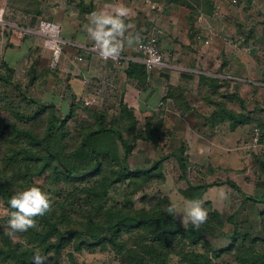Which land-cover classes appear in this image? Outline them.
Masks as SVG:
<instances>
[{"label":"rangeland","instance_id":"rangeland-1","mask_svg":"<svg viewBox=\"0 0 264 264\" xmlns=\"http://www.w3.org/2000/svg\"><path fill=\"white\" fill-rule=\"evenodd\" d=\"M223 6L222 18L216 20L215 23L223 25L226 31L228 29L233 31V34L227 35V37L230 42H236L237 40L236 43L239 47L237 56L243 62L248 59L250 67H247V70L242 68V70L234 71V66H231L223 70L220 60L218 62L211 61L207 63L205 61L201 63L199 59L197 65L195 64L196 60L193 59V66L197 69L202 67L216 74V76L208 77L228 81V85L220 87L206 82L204 84L198 83V94L196 96L198 103L194 106L198 114L209 115L203 116L204 122L215 110V103H222L226 109L235 114L242 113L248 118L247 123L235 128L233 135L229 134L232 131L229 128V123L224 122L221 127H225L223 130L227 137L214 140L226 150V154L223 156V160L226 161L225 166L223 168L207 167L208 162H206L205 156L192 151L191 163L188 162L185 179L182 177L181 180L171 181L170 184H165L163 187L161 186L164 182V178L161 180V167L159 172H155L153 178L146 182L141 190L133 191L132 188L136 184L132 180L125 181L122 184H114L107 189L106 197L102 202L104 208L114 209L115 212H123L122 208H126L128 211L143 209L150 210L152 216L156 217L159 211H152V209L157 207L158 204H162V199L166 198L175 211H182L186 203L180 195L187 190V186L215 183V186H211L212 188L207 190L209 192L206 196L204 195L205 188L192 191L195 198H201V203L208 213L206 222L198 228L195 227L198 229L197 234L200 235L199 243L191 246L190 240L186 236L166 239L168 242L163 241L156 231L157 224L141 226L135 224L131 228L128 226L122 229V233L117 238L119 244L117 248L107 245L105 248L98 247L95 251H90L86 247L76 251L74 245L68 244L58 257L55 258L53 253L43 257V250L37 242L33 241V235L30 232L31 230H37L36 227L39 228V226L44 225L41 216L34 217V227L26 232H18L13 236H9L6 228V221L9 218L8 204L0 199V246H3V239L6 236L11 242V246L17 244L22 249L33 248L34 252L39 255V264H69L70 255L78 264H186L182 259L184 250L207 254L210 260L209 264H264V203L246 200L243 195L226 184L231 181L247 196L264 198V0H239L236 7ZM6 28V25L0 26V51L5 44L2 43L4 37L1 34L8 30ZM184 29L179 27L175 29L176 31L168 32V29L164 28L163 42H159L156 35L163 62L174 63L171 58L182 52L183 43L181 42L185 39ZM246 39L247 42H244ZM161 43L164 44V48H161ZM192 45L195 52L204 53V50H206L205 48L195 49L194 44ZM249 48H251L250 51ZM47 64L50 63L44 65ZM50 69L54 71L52 67ZM24 70L25 68L22 71L18 70V74L15 77L13 76L11 81L16 85H20L22 87L21 91L30 97L33 91L29 90L28 92V89H26L29 87L25 86L23 81L24 76L22 74H24ZM163 71L155 70L158 73ZM0 74H3L1 65ZM228 76H236L237 80H230L227 78ZM5 77L11 78L9 73L5 74ZM49 80L52 84L56 81L51 76ZM248 80L252 82L250 83ZM13 86L0 81V181L7 184L14 194L33 186L46 192L50 199V209L53 211V223H56L61 216L69 218V222L67 220L57 225L60 232H65L69 228L85 231L82 227L72 226L71 223L74 221L85 223V218L89 213L98 211L97 205L90 207L86 196L82 192L83 188L92 187L93 182H95L94 179L82 180L81 182L57 179L56 176H58L61 169L54 163L38 177H29L23 171L24 165L27 163L26 157L24 154L16 155V148L24 147L40 155L38 140L44 136L45 132L52 129L46 141L48 147L66 165L80 173L89 164L88 158L84 157L83 154H78L79 156L76 154L79 152L81 137L86 129L97 127L101 123L107 126L115 125L117 128L119 127L123 136L129 141L134 150H131L128 156L130 168L150 167L152 162L169 153H177L185 158L183 152L188 151V146L192 147L190 140L188 145L182 143L184 150L181 148L177 151L174 150V152L170 149L178 141L173 140L170 136L160 138L161 133L158 136L145 134L146 138L144 140L133 141L130 135L133 127L132 121L130 118L124 117L121 122L119 119L122 112L118 107L105 111L106 118L104 120L94 116V114L102 112L97 109L98 107L93 104L85 105L84 101L83 104H78L72 109L71 116H69L70 111L63 114L57 109H55L56 112L53 115L50 111L39 112V107L28 104ZM34 94L41 97L38 90L37 92L34 91ZM176 100L181 106H191L185 102L182 95H177ZM66 117H69L68 120L61 124L60 121ZM147 118H152V123L155 124L160 120V112H137L138 129H144L145 119ZM55 126H58L57 129H54ZM255 128H259L261 131L260 140L257 144L252 142V132ZM203 141L205 142V140ZM204 145H208V143L206 142ZM206 148L207 146H204L205 153L208 150ZM120 155L122 156L121 150ZM212 157L220 158L218 154H211ZM208 158H210V155H208ZM41 162V159L37 162L40 167L42 166ZM28 163H32V160H28ZM171 164L169 163V165ZM104 166L106 168H103V177L112 176L115 171L110 169L111 163L107 162ZM210 169L211 172H209ZM55 173H57L56 176ZM161 187H163L162 190H160ZM167 193H170V199L165 195ZM161 206L164 209L166 208V204ZM127 210L123 213H127ZM175 211L172 215L182 227L191 225L187 223L183 226L182 213L175 216ZM158 224L171 225L170 221L165 218H162ZM65 226H68V228H65ZM199 235L197 236L199 237ZM181 237L183 243L178 246ZM230 238H234L235 241L232 242ZM230 246H232V249L225 252ZM0 264L13 263L11 260L4 261L1 253Z\"/></svg>","mask_w":264,"mask_h":264},{"label":"crops","instance_id":"crops-1","mask_svg":"<svg viewBox=\"0 0 264 264\" xmlns=\"http://www.w3.org/2000/svg\"><path fill=\"white\" fill-rule=\"evenodd\" d=\"M180 1L182 0H1L8 30L1 34L4 37L2 43L5 44L0 51V65L11 79L18 74V70L25 68L22 76L25 86L29 87L26 88L28 92L33 91L30 98L42 104H52L63 114L90 99H96L93 105L102 112L121 105L136 115L137 112L159 111L162 122L160 138L170 136L178 141L170 150H184L182 143L188 145L191 140L192 147L188 146V151L183 152L189 163L194 151L205 156L207 167L223 168L226 150L214 140L227 137L223 130L225 127H221L224 123L210 125L204 122L203 116L209 115L198 114L194 106L198 103L196 96L199 75L216 74L202 67L197 69L193 66V59L196 60V65L198 59L201 63L220 60L223 70L234 66V71L242 68L247 70L250 61L245 59L246 62H243L237 56V40L230 42L227 37L233 31H226L223 25L215 23L222 18L223 5L234 6L221 0H199L198 7L190 9ZM186 2L196 6L189 0ZM121 5L128 12L121 18L125 30L117 37L120 62L116 64L90 52L89 48L96 45V42L90 37L88 29L92 26V14L115 15L114 9ZM42 19L54 21L60 26V39L64 42L61 46L56 47L51 40L36 32V24ZM179 27L185 28V39L181 42L182 52L171 58L174 63L163 62L164 66L158 69H164L162 73L155 70L148 72L145 69L146 76L137 77L136 67L144 65L136 51V42L156 35L159 42H163L164 28L171 32ZM192 44L195 49L206 50L204 53L195 52ZM161 48H164L162 43ZM45 62L50 64L45 66ZM131 65L134 69H131L129 75ZM50 76L56 79L54 84L50 83ZM227 78L237 80L236 76ZM169 87L182 94L185 102L191 105L189 110H181L176 99L168 94ZM37 90L41 97L34 94ZM234 133L235 129L229 132L231 135ZM206 142L208 145H204ZM204 146L208 148L207 155ZM170 154H166L168 157L161 166V180L164 178L161 186L182 178L178 164ZM211 154H218L220 158H211ZM209 188L212 187L205 188V196ZM182 194L181 199L187 203L189 200ZM165 195L171 198L170 193Z\"/></svg>","mask_w":264,"mask_h":264},{"label":"trees","instance_id":"trees-1","mask_svg":"<svg viewBox=\"0 0 264 264\" xmlns=\"http://www.w3.org/2000/svg\"><path fill=\"white\" fill-rule=\"evenodd\" d=\"M189 1L196 6H192L189 2H186V0H182L180 1V3H182V5H184L186 8L190 9H196L198 7L197 4L199 3V0ZM244 42H247V39ZM131 69H134L133 65L130 66V69L128 71L129 75H131ZM136 72L138 74L136 76L139 78H144L146 76L145 67L143 66L136 67ZM5 74H7V72L3 70V74H0V81L14 85L13 87L18 91V93L28 104L38 106L40 109L39 112L50 111L52 115L56 112V108L52 104H42L41 102L30 98L27 94L21 91V87L19 85H16L11 81L10 77H5ZM198 78L200 84H204L206 82L210 83L211 85H215L216 87L228 85V81L226 79L220 80L218 78L208 77L204 75H199ZM168 94H170L171 97H174V99H176L177 95H182L177 90L170 87L168 88ZM214 106L215 110H213V113L209 118L205 119V121L211 125L228 122L229 128L231 130H234L236 127L248 122V118L244 114H235L234 112L226 109V107L222 103H215ZM180 107L183 112L189 110V107L181 105ZM72 109L73 107L70 108L69 116H71L72 114ZM119 109L122 112V114L120 115L123 116L124 113V116H121V118L119 119L121 122L123 121L124 117L130 118L132 121L133 127L130 131V135L133 141L142 139L144 140L146 138L145 134H155L158 136L159 133H161L162 122L160 120L153 124L152 118L145 119L144 129L141 130L137 128L138 122L134 117L132 110L123 105H121ZM94 116L101 118V120H104L106 118V112L94 114ZM68 118L66 117L64 120H61V124H64V122L67 121ZM57 127L55 126L54 129H57ZM51 132L52 129L45 132L44 136L38 140L37 144H39L40 146V155H38L37 152L30 151L24 147L20 149L16 148V155L24 154L26 157L25 159L27 163L24 165V173L29 177H38L41 173L47 170L50 165L54 163L57 164V166L61 169L58 173V176H56L57 173H55L57 179L61 178L70 182H81L82 180L85 181L94 179L95 182H93L92 187H85L83 188L82 192L86 196L90 207H94L97 205L98 211L89 213L85 218V223L78 221H74L73 223H71L72 226L82 227L83 229H85V231H81L80 229L75 228H69V230L65 232H60L57 225H60L62 224V222L67 220L69 222V218L61 216L58 218L56 223H53V211L49 208L48 212L41 216L44 221V225L42 227L39 226V228L36 227L37 230L30 231L33 235V241L37 242L40 248L43 250V257H46V255L52 253L54 254L55 258L58 257L61 251L68 244L74 245L76 251H80L81 249H83V247H86L90 251H95L96 248H105L107 245H110L113 248H117L119 246V244L117 243V238L122 233V229L128 226L131 228L135 224H137L138 226L145 224H157L158 226H156V231L158 232L159 236L162 237L161 240L163 241L170 240L171 238L177 236H186L189 238L191 246H195L199 243L200 235L197 234L198 229H196L192 225L182 227L172 214L169 215L167 213L168 208H172V206L166 198L161 200L163 202L162 204H166L165 209L163 208V206H161L162 204L158 203V206L152 209V211H159V214L156 217L152 216L151 212H149L150 210L146 211L140 209L137 211H128L126 208H122L123 212L125 210L128 211L127 213H123L120 211L115 212L114 209L104 208L102 206V202L106 197L107 189L114 184H122L125 181L132 180V182L136 184V186L132 188L133 191L137 192L141 190L142 187H144L143 185L153 178V176L155 175L154 173L159 172L163 161H165L168 156H164L152 162L151 166L147 168H130L128 164V156L131 153L132 146L129 144V141L125 138V136H123L119 127L117 128L115 125L107 126L106 124L101 123L98 124L97 127L86 129L81 137V142L78 148L79 152L76 154H83L84 157L88 158L89 164L82 172L78 173L76 169L66 165L63 160L48 147L46 141L49 138ZM120 150L122 152V156L120 155ZM170 155L175 158L181 171L182 177L185 178L187 167L189 165L187 159L177 153H173ZM40 159L42 160L41 167L38 166L39 164H37ZM28 160H32V163H28ZM107 162L109 164L111 163L110 169H114L113 171L115 172L112 173V176L103 177L102 171L104 170L103 168H106L104 164H106ZM209 172H211V169L209 170ZM226 184H228L231 189L243 195L246 200H251L255 203H264V198H252L247 196L246 194L242 193L241 189L233 182L229 181ZM215 185V183L189 185L188 189L183 192V195L188 200H198L201 202V198H195L192 191ZM12 195H14V193L9 189L7 184L0 181V199H3L7 203L8 199ZM162 218L169 220L171 225L166 224L163 226L162 224H158V222H160ZM65 228H68V226H65ZM197 235H199V237ZM182 237L179 239L178 246H181V244L183 243ZM231 239L232 238H230V240ZM233 241H235L234 238L232 239V242ZM231 247L232 246L227 248L225 252L230 251L232 249ZM1 253L4 261L11 260L13 264H39V255L37 252H34L33 248L22 249L17 244L11 246V242L6 238V236L3 239V246H0V254ZM182 259L186 264L210 263L207 254H199L193 250H184ZM69 261V264H78L74 261L71 255L69 257Z\"/></svg>","mask_w":264,"mask_h":264},{"label":"clouds","instance_id":"clouds-1","mask_svg":"<svg viewBox=\"0 0 264 264\" xmlns=\"http://www.w3.org/2000/svg\"><path fill=\"white\" fill-rule=\"evenodd\" d=\"M115 15L94 13L91 16L88 32L96 42L100 54L108 58L120 51L117 37L123 34L125 24L122 17L127 15L128 10L121 6L114 9ZM9 218L6 221L7 235L13 236L16 233L26 232L34 227V217L43 216L50 208V199L46 192L39 187H29L17 191L8 199ZM174 208H168L167 213L171 215ZM182 213L183 226L190 223L198 228L208 218V213L202 203L198 200H189L182 211H175V216Z\"/></svg>","mask_w":264,"mask_h":264},{"label":"built area","instance_id":"built-area-1","mask_svg":"<svg viewBox=\"0 0 264 264\" xmlns=\"http://www.w3.org/2000/svg\"><path fill=\"white\" fill-rule=\"evenodd\" d=\"M149 1V0H146ZM236 7L239 4V0H221ZM5 11L1 6L0 0V26H5L6 22L4 19ZM36 32L44 37L51 40L56 46H61L64 42L60 39V26L53 21L39 20L36 25ZM90 52L97 53L101 59L111 61L113 63L119 64L120 54L119 52L108 58L101 56L97 45H93L89 48ZM248 50H251L249 48ZM136 51L139 58L144 65L145 69L150 72L152 70L161 69L164 66L162 56L159 51L158 42L156 36H150L146 39H140L136 42ZM81 60V59H79ZM96 99L85 100V105L93 104ZM260 129L255 128L252 132V142L253 144L259 143L260 139Z\"/></svg>","mask_w":264,"mask_h":264}]
</instances>
